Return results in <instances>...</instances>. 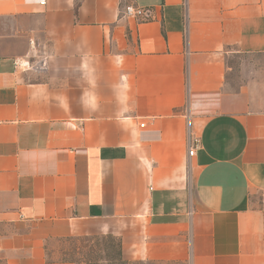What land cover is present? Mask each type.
Returning <instances> with one entry per match:
<instances>
[{"label":"crops","instance_id":"obj_1","mask_svg":"<svg viewBox=\"0 0 264 264\" xmlns=\"http://www.w3.org/2000/svg\"><path fill=\"white\" fill-rule=\"evenodd\" d=\"M241 56H264V0H0V264L80 236L122 264H264V81L227 78Z\"/></svg>","mask_w":264,"mask_h":264},{"label":"rangeland","instance_id":"obj_2","mask_svg":"<svg viewBox=\"0 0 264 264\" xmlns=\"http://www.w3.org/2000/svg\"><path fill=\"white\" fill-rule=\"evenodd\" d=\"M232 70L227 78L234 84L264 81V56L235 58L228 62ZM119 240L107 236H83L56 239L47 244L48 264H121L116 261Z\"/></svg>","mask_w":264,"mask_h":264},{"label":"built area","instance_id":"obj_3","mask_svg":"<svg viewBox=\"0 0 264 264\" xmlns=\"http://www.w3.org/2000/svg\"><path fill=\"white\" fill-rule=\"evenodd\" d=\"M146 15V11L141 8H137L133 5H127L122 10V16L125 18H143ZM31 45H33L31 43ZM14 66L21 68L23 70H32L35 72H46L48 69V65L45 60H39L32 62L30 60H15ZM140 127H144V124L141 123ZM200 142L197 138L192 137L190 134L189 128L187 129V156L192 157L196 150L199 148Z\"/></svg>","mask_w":264,"mask_h":264},{"label":"trees","instance_id":"obj_4","mask_svg":"<svg viewBox=\"0 0 264 264\" xmlns=\"http://www.w3.org/2000/svg\"><path fill=\"white\" fill-rule=\"evenodd\" d=\"M108 238H113V237H111V236H107ZM119 243V242H118ZM117 254H116V261H119V262H121V264H122V260H121V249H120V243H119V245H118V250H117V252H116Z\"/></svg>","mask_w":264,"mask_h":264}]
</instances>
